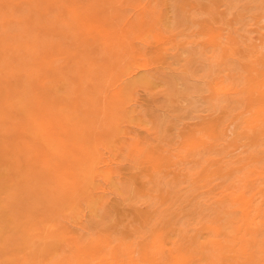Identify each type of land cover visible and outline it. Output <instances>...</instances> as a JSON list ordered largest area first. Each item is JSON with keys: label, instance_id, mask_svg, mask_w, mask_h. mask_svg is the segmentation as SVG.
<instances>
[{"label": "rangeland", "instance_id": "rangeland-1", "mask_svg": "<svg viewBox=\"0 0 264 264\" xmlns=\"http://www.w3.org/2000/svg\"><path fill=\"white\" fill-rule=\"evenodd\" d=\"M261 42L264 0H0V264H264Z\"/></svg>", "mask_w": 264, "mask_h": 264}, {"label": "bare ground", "instance_id": "bare-ground-1", "mask_svg": "<svg viewBox=\"0 0 264 264\" xmlns=\"http://www.w3.org/2000/svg\"><path fill=\"white\" fill-rule=\"evenodd\" d=\"M235 1V0H234ZM248 1H250V0H248ZM252 1V0H251ZM253 1H258V0H253ZM233 2V1H232ZM237 3V2H236ZM86 13V12H85ZM108 15V14H107ZM181 21H182V19H181ZM179 22V21H178ZM183 22V21H182ZM189 22V21H188ZM180 24V23H179ZM184 24V23H183ZM182 24V25H183ZM185 25V24H184ZM162 26V25H161ZM174 28V27H173ZM172 28V29H173ZM163 29H164V27H163ZM166 29V28H165ZM170 29V28H169ZM166 33H168L167 31H165ZM171 33V32H170ZM104 34L105 35H109L110 34V32H108V30L107 29H105V32H104ZM160 35V34H159ZM176 37V36H175ZM169 38V37H168ZM234 38V36H232V39ZM172 39V38H171ZM155 42V41H154ZM37 43V42H36ZM151 43V42H150ZM148 44H149V42H148ZM261 44H264V43H262L261 42ZM259 45V44H258ZM257 44H255L254 46L256 47V46H258ZM262 46H264V45H262ZM259 47V46H258ZM149 48V47H148ZM169 49V48H168ZM169 51V50H168ZM170 52V51H169ZM166 53V52H165ZM189 54V53H188ZM187 54V55H188ZM214 56V55H213ZM210 59V58H209ZM30 62V61H29ZM214 63V62H213ZM209 64H212V60L211 61H209V62H207L206 63V66H208ZM250 66V65H249ZM255 66V65H254ZM153 67V66H152ZM256 67V66H255ZM149 68V64L148 63H145V64H143V66H142V70L144 69L146 72H147V69ZM149 69H151V67L149 68ZM38 71V70H37ZM138 71V70H137ZM151 71V70H150ZM202 71V70H201ZM182 75V74H181ZM46 77V76H45ZM131 77H133L132 75H131ZM190 77V76H189ZM193 78V77H192ZM217 79H219V81H217V82H219L218 84H216L215 86H216V95L219 97V96H221V94H224V91L222 90L223 89V87H224V85H223V83H222V78H217ZM262 79H264V78H262ZM125 80V79H124ZM215 80V79H214ZM185 82V81H184ZM186 82H188L187 80H186ZM197 82V81H196ZM183 83V82H182ZM228 83V82H227ZM186 84V83H185ZM226 84V83H225ZM225 87H226V85H225ZM242 87V86H241ZM205 89V88H204ZM230 89V88H229ZM198 90V89H197ZM188 92L190 95L189 96H191V95H193L194 94V92L196 91V89H195V87H191V86H187L186 88H185V91L184 92ZM179 92V91H178ZM51 94V93H50ZM187 94V93H186ZM196 97V96H195ZM190 98V97H189ZM194 101H195V99H194ZM216 101V100H215ZM197 102H200V101H197ZM141 103V102H140ZM215 103H218V102H214V104ZM257 103H259V102H257ZM219 104V103H218ZM218 104H216V106L218 105ZM255 104V103H254ZM51 105H52V103H51ZM139 105V104H138ZM221 105V104H220ZM219 105V106H220ZM53 106V105H52ZM204 106V105H203ZM219 106H217V107H219ZM137 107V106H136ZM252 107V106H251ZM197 108V107H196ZM193 109V108H192ZM252 109V108H251ZM142 111V110H141ZM250 111V110H249ZM252 114H250L249 116H251ZM253 116H255L254 114H253ZM256 117V116H255ZM251 119V118H250ZM249 119V120H250ZM175 126V125H174ZM159 130V129H158ZM236 131V130H235ZM162 132V131H161ZM161 134V133H160ZM152 135V134H151ZM150 136V135H149ZM152 137V136H151ZM150 137V138H151ZM153 139V138H152ZM139 143H140V139H139V137H133V144H132V146H131V149H135V150H138L139 148H138V145H139ZM145 143V142H144ZM152 143V142H151ZM148 145V144H147ZM262 145V144H261ZM149 147V146H148ZM146 148V147H145ZM172 148V147H171ZM142 151V150H141ZM145 152V151H144ZM129 153V152H128ZM179 153V152H178ZM181 153V152H180ZM135 154V153H134ZM138 155V154H137ZM123 158V157H122ZM134 160V159H133ZM107 163H109V162H107ZM138 166V165H137ZM134 167V166H133ZM138 167H140V165L138 166ZM129 172V171H128ZM127 172V173H128ZM121 175V174H120ZM124 175V174H123ZM144 175V174H143ZM121 177V176H120ZM145 178V177H144ZM128 183V182H127ZM131 183V182H130ZM133 183V182H132ZM169 184V183H168ZM163 185V184H162ZM177 186V185H176ZM132 187H133V185H132ZM219 187H221V185H219ZM130 189V188H129ZM124 191V190H123ZM127 191V190H126ZM173 193V192H172ZM242 192H241V196H242ZM238 195H240V194H238ZM237 195V196H238ZM136 197V196H135ZM134 197V198H135ZM227 199V198H226ZM232 199V198H231ZM127 200V199H126ZM137 200V199H136ZM217 200H219V199H217ZM243 200L245 201V199L243 198ZM257 202H258V199L256 200ZM134 202V201H133ZM260 202V201H259ZM253 203V202H252ZM220 204H222L221 202H220ZM224 204V203H223ZM219 206V205H218ZM227 206V208H228V206L229 205H226ZM249 206V205H248ZM248 206H247V208L245 207V211H246V209H248ZM256 206V205H255ZM224 207V206H223ZM230 207V206H229ZM240 207V206H239ZM251 207V206H250ZM107 208H109V206L107 207ZM243 208V207H242ZM217 209V208H216ZM253 209V208H252ZM214 211V210H213ZM218 210H216V213H218L217 212ZM241 211V210H240ZM215 213V212H214ZM256 213V212H255ZM194 214V213H193ZM231 214V213H230ZM251 215H253V214H251ZM215 216H217V214L215 215ZM254 216V215H253ZM193 217V216H192ZM228 217V216H227ZM229 217H230V215H229ZM236 217V216H235ZM242 217V216H241ZM213 218V217H212ZM243 218V217H242ZM112 219V218H111ZM204 219V218H203ZM228 219V221H229V219L230 218H227ZM238 219L240 220V217H238ZM225 220V219H224ZM223 220V221H224ZM238 220V221H239ZM157 222V221H156ZM210 222H211V220H210ZM218 222V221H217ZM243 222V221H242ZM241 222V223H242ZM100 225H102V224H100ZM158 225V224H157ZM262 226V225H264V220H262L261 219V216H260V218H259V216H258V214H256L251 220H250V222H249V224H248V226ZM156 226V225H155ZM235 227V226H234ZM262 227H264V226H262ZM258 228H261V227H258ZM237 229H239L240 231H243V232H247V226H246V224H245V226L244 225H238V227H237ZM262 229H264V228H262ZM233 230H234V228H233ZM84 231V230H83ZM150 231V230H149ZM208 232V231H207ZM262 232H264V231H262ZM176 233V232H175ZM210 233V232H209ZM240 233V232H239ZM248 233H250V232H248ZM193 234V233H192ZM214 234V233H213ZM258 234V233H257ZM262 234H264V233H262ZM148 235H149V233H148ZM208 235V234H207ZM218 235V234H217ZM246 235V234H245ZM244 235V236H245ZM251 235V234H250ZM173 236V235H172ZM190 236V235H189ZM254 236H255V233H254ZM262 236H264V235H262ZM96 237V236H95ZM145 237V236H144ZM192 237V236H191ZM202 237V236H201ZM224 237V236H223ZM248 238V236H245V238ZM252 236H250V238H251ZM136 238V237H135ZM140 238V237H139ZM146 238V237H145ZM247 238H246V240H247ZM257 238V237H256ZM153 239V238H152ZM152 239H151V241H152ZM157 239V238H156ZM160 239H162V238H160ZM252 239V238H251ZM250 239V240H251ZM253 239H255V238H253ZM256 240V239H255ZM182 241V240H181ZM200 241V240H199ZM248 241H249V239H248ZM258 240H256V242H257ZM134 242H136V241H134ZM235 242V241H234ZM250 242V241H249ZM260 242H261V240H260ZM142 243V242H141ZM145 243V242H144ZM183 243V242H182ZM241 243V242H240ZM248 243V242H247ZM251 243V242H250ZM249 243V244H250ZM199 244V243H198ZM244 244V243H243ZM248 244V245H249ZM260 244V243H259ZM123 245V244H122ZM155 245H157V244H155ZM72 246H74V245H72ZM126 246H127V244H126ZM152 246H154V245H152ZM240 246V245H239ZM250 246V245H249ZM256 246H259V245H256ZM80 247V246H79ZM128 248L127 249H129L127 252H126V250H123V251H125L126 252V260H124L121 264H140L139 263V261L141 260L140 258H138L137 256H136V250H134V249H130L129 248V246H127ZM140 247V246H139ZM138 247V251H139V249H141V248H139ZM155 247H157V246H155ZM200 247V246H199ZM248 247V246H247ZM254 247V246H253ZM137 248V247H136ZM143 248V247H142ZM146 248H147V246H146ZM245 248V247H244ZM262 248V247H261ZM122 249V248H121ZM157 249V248H156ZM156 249H154L153 250V252L154 251H156ZM240 250H242L241 248H239ZM250 249H252L251 247H250ZM254 249V248H253ZM258 249H259V247H258ZM262 250V249H261ZM260 250V251H261ZM122 251V250H121ZM176 251V250H175ZM187 251V250H186ZM149 252H152V250H149ZM156 252H158V251H156ZM257 252H259V251H257ZM75 253V252H74ZM139 253V252H138ZM154 254H156V253H154ZM161 254H163L162 252H161ZM111 255V254H110ZM160 255V254H159ZM209 255V254H208ZM217 255V254H216ZM215 255V256H216ZM256 255L258 256V257H261V256H259V254H257L256 253ZM57 256V255H56ZM166 256V255H165ZM168 256V255H167ZM203 256H204V254H203ZM256 256V257H257ZM60 257V256H59ZM164 257V256H163ZM213 257V256H212ZM122 258V257H121ZM196 258V257H195ZM199 258V257H198ZM215 258V257H214ZM241 258V257H240ZM239 258V259H240ZM254 258V257H253ZM221 259V258H220ZM256 259V258H255ZM241 260V259H240ZM242 261V260H241ZM191 262H193V261H191ZM246 262V261H245ZM248 262H250V261H248ZM247 262V263H248ZM258 262V261H257ZM260 262V261H259ZM53 263V262H52ZM55 263V262H54ZM57 263V262H56ZM254 263H256V261H254ZM253 263V264H254ZM262 263H264V262H262ZM148 264V263H147ZM151 264V263H150ZM175 264H191V263H188V262H185V261H183V260H181V258L180 259H177V261L175 262ZM194 264H198V263H194ZM211 264H224L223 262H218V261H214V260H212V263ZM230 264V263H229ZM251 264V263H250Z\"/></svg>", "mask_w": 264, "mask_h": 264}]
</instances>
